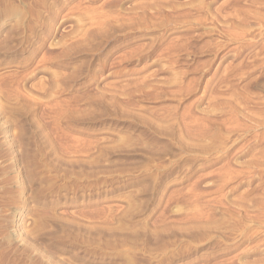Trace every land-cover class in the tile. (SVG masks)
Instances as JSON below:
<instances>
[{
	"label": "rangeland",
	"instance_id": "1",
	"mask_svg": "<svg viewBox=\"0 0 264 264\" xmlns=\"http://www.w3.org/2000/svg\"><path fill=\"white\" fill-rule=\"evenodd\" d=\"M0 160V264H264V0H0Z\"/></svg>",
	"mask_w": 264,
	"mask_h": 264
},
{
	"label": "bare ground",
	"instance_id": "2",
	"mask_svg": "<svg viewBox=\"0 0 264 264\" xmlns=\"http://www.w3.org/2000/svg\"><path fill=\"white\" fill-rule=\"evenodd\" d=\"M8 6V5H7ZM14 7V6H13ZM17 14V13H16ZM6 42V41H5ZM5 44V43H4ZM8 97V96H7ZM7 99V98H6ZM17 134V133H16ZM8 137V136H7ZM17 137V136H16ZM12 138V137H11ZM7 139V138H6ZM19 139V138H18ZM19 141V140H18ZM16 142H17V140H16ZM53 144V143H52ZM9 146V145H8ZM14 146V145H13ZM17 148V147H16ZM8 151V150H7ZM15 151V150H14ZM19 151V150H18ZM21 152V151H20ZM19 153V152H18ZM22 153V152H21ZM24 153V152H23ZM29 155V154H28ZM3 156V155H2ZM1 156V157H2ZM67 156V155H66ZM19 157V156H18ZM16 159V158H15ZM32 159V158H31ZM12 160V159H11ZM74 160V159H73ZM1 161V160H0ZM10 161V160H9ZM21 163V162H20ZM24 163V162H23ZM38 163V162H37ZM19 167H20V165H19ZM1 168V167H0ZM59 170V169H58ZM18 171V170H17ZM6 172H7V170H6ZM10 172V171H9ZM4 173V172H3ZM20 173V172H19ZM10 174V173H9ZM19 175V174H18ZM9 176V175H8ZM11 179V178H10ZM23 183V182H22ZM1 185V184H0ZM1 190V189H0ZM7 191V190H6ZM11 192V191H10ZM9 192V193H10ZM8 193V192H7ZM4 198V197H3ZM1 200V199H0ZM4 201V200H3ZM9 201V200H8ZM1 204V203H0ZM37 220V219H36ZM8 224V223H7ZM37 224V223H36ZM42 224V223H41ZM34 227H35V225H33ZM37 226V225H36ZM15 230V229H14ZM32 232V231H31ZM42 252V251H41ZM34 253V252H33ZM40 255H42V254H40ZM70 259V258H69ZM35 260V259H34ZM47 260V259H46ZM66 260V259H65ZM71 262V261H70ZM72 263V262H71ZM74 264V263H73Z\"/></svg>",
	"mask_w": 264,
	"mask_h": 264
}]
</instances>
